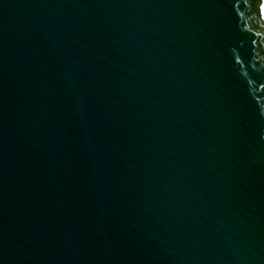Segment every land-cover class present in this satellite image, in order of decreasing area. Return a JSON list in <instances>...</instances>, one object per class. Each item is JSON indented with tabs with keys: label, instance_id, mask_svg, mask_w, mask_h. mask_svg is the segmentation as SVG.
<instances>
[{
	"label": "water",
	"instance_id": "obj_1",
	"mask_svg": "<svg viewBox=\"0 0 264 264\" xmlns=\"http://www.w3.org/2000/svg\"><path fill=\"white\" fill-rule=\"evenodd\" d=\"M0 264H264V0H0Z\"/></svg>",
	"mask_w": 264,
	"mask_h": 264
}]
</instances>
